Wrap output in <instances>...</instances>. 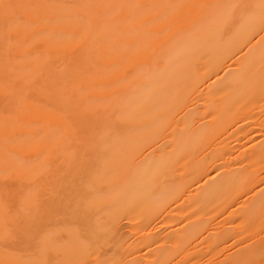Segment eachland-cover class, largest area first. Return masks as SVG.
<instances>
[{
  "label": "bare ground",
  "instance_id": "1",
  "mask_svg": "<svg viewBox=\"0 0 264 264\" xmlns=\"http://www.w3.org/2000/svg\"><path fill=\"white\" fill-rule=\"evenodd\" d=\"M0 264H264V0H0Z\"/></svg>",
  "mask_w": 264,
  "mask_h": 264
}]
</instances>
